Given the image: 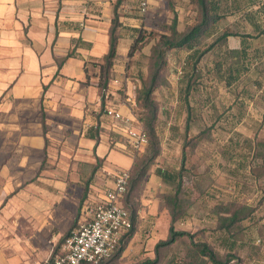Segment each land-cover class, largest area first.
Instances as JSON below:
<instances>
[{
  "label": "crops",
  "instance_id": "crops-1",
  "mask_svg": "<svg viewBox=\"0 0 264 264\" xmlns=\"http://www.w3.org/2000/svg\"><path fill=\"white\" fill-rule=\"evenodd\" d=\"M115 2L0 0V223L3 214L18 216L22 228L35 226L43 243L59 244L56 252L87 218L86 207L114 186L116 171H132L146 150H133L122 122L107 113L119 109L145 128L127 73L141 0H123L118 9L122 27L105 99L99 85ZM243 23L240 33L255 30L252 21ZM237 38L241 47L243 37ZM153 173L128 196L136 225L106 264H173L180 255L179 239L159 246L170 238L162 198L172 190L161 188Z\"/></svg>",
  "mask_w": 264,
  "mask_h": 264
},
{
  "label": "rangeland",
  "instance_id": "rangeland-1",
  "mask_svg": "<svg viewBox=\"0 0 264 264\" xmlns=\"http://www.w3.org/2000/svg\"><path fill=\"white\" fill-rule=\"evenodd\" d=\"M147 1V10L141 12L143 38L141 43L131 46L137 49L127 62L128 76L135 85L132 93L137 96L151 82L156 61L154 49L162 47L164 37L173 36L175 14L181 32L190 30L200 15L196 0ZM236 1L248 10L249 4L264 0ZM232 8L233 13L220 21L219 33L200 37L201 49L215 43L225 31L247 29L233 0ZM228 41L227 45L218 44L222 50L216 45L206 51L193 75V61L189 58L193 52L188 48L165 51L167 63L161 72L160 86L153 94L163 137L162 152L147 177L155 174L157 166L171 174L180 170L187 113L182 88L190 78L203 82L202 90L194 93L198 116L192 122L183 181L185 195L194 203L177 221V227L194 233L197 242H210L223 256L228 252L234 254L241 264H264V172L262 161L254 154L256 142L264 141V34L251 41L252 50L240 63L228 53V48L238 45L239 39L231 36ZM234 64L240 71H236L234 82L228 84L225 77ZM217 65L221 66L223 77L217 76ZM143 114L146 113L141 110V117ZM200 132L204 133L202 137L194 138ZM162 180L161 188L174 189L170 182ZM245 205L254 208L251 218L234 224L230 228L232 233L221 227L217 214L221 206L234 210ZM1 221L0 264H45L60 247L49 240L43 243L35 226L22 228L18 216L3 214ZM227 236H234L233 245L227 244ZM189 240L187 236L181 237L176 245L182 258L191 248Z\"/></svg>",
  "mask_w": 264,
  "mask_h": 264
},
{
  "label": "trees",
  "instance_id": "trees-1",
  "mask_svg": "<svg viewBox=\"0 0 264 264\" xmlns=\"http://www.w3.org/2000/svg\"><path fill=\"white\" fill-rule=\"evenodd\" d=\"M225 0H196L199 5L200 15L198 18L197 23L190 27V30L186 32H181L178 30V18L177 14L173 18L172 22V34L173 36L164 37L162 41L161 48H155V64H154V73L151 78V82L145 89L140 92L139 96H137V105L141 108L142 112L146 113L143 114L141 117L142 122L144 123L145 130L148 136V144L146 146V151L143 155L137 156V160L131 172V177L129 180L128 191L123 198V204L128 209L131 220H132V227L122 236V239L115 251H113L108 258H106L102 264H106V262L121 248L122 244L125 243L126 239H128L136 225L135 220V209L133 207L128 206V196L132 195L135 191H137L138 187L143 184V182L147 179V176L150 173V169L152 164L160 157L162 152V133L159 131L158 126V106L153 99V94L160 86L159 80L161 76V72L163 67L166 65V60L164 58L165 51L168 49H183L188 48L190 52H193L189 56L190 61H193V69L192 75L194 71H196V65L200 61L203 55H205L206 51L213 49L216 45L219 46L218 48L222 50V45H218L220 43H224L227 45L229 42L228 39L231 36L243 37V42L241 47H230L228 48V53L238 61V63L242 62L244 57L250 53L251 50V41L258 37L259 35L264 34V1L262 2H255V4H249L248 10H243L241 3L233 0L234 4L237 7L238 12L240 13V17H243V20L252 21L255 25V30L248 32V33H240L238 31L236 33L225 31L219 38L208 47L200 48L198 46V40L201 36H212L219 33V23L220 21L225 18L228 14L233 13L232 8V0H226L227 2H223ZM229 1V2H228ZM123 0H116L114 6V17H113V26L111 29V46L109 53L105 56L103 62H98L100 67L99 71V85L102 89V97L103 99L106 98L107 93L110 89V81L112 79V68L115 63V57L117 53V44L120 38L119 30L122 27L120 22V15L118 12L119 7H121ZM255 5H259L257 8ZM172 8V5H171ZM244 12L241 15V12ZM236 13V11L234 12ZM137 37L135 38L136 44L141 43V29L137 30ZM136 47L131 49L129 52V56H133L136 52ZM235 65V64H234ZM214 69L217 76H222L221 66L217 65ZM211 70V69H209ZM236 71H240L239 68H236V65L230 67L229 75L225 77L228 81V84H232L234 80L237 78ZM241 74V73H240ZM202 83L203 82H195L192 78L186 80L185 85L182 88V99L183 103L186 106V122H185V129L182 135L183 138V154H182V162L181 168L176 173H169L164 171L161 168H158L156 173L166 181L170 182L174 189L169 194H165L163 196V205L169 211V215L171 217V226H170V238L159 244L160 245H169L177 241L181 237H189V241L191 243V248L189 249L188 254L185 258H182L180 255H175L173 257V264H206L207 260L211 261L213 264H231L235 262L236 264H241L240 260L236 259L234 254L228 252L226 256L220 254V252L214 247L210 245V242L202 241L197 242L195 241L194 233L183 230H176L174 223L180 221L184 215L187 213L188 209L194 202L192 199L186 197L183 187V181L185 179V165L187 161V151L186 148L190 145L192 138H190V132L192 129V122L194 118L198 116V113L195 115V111L197 109L194 108V99H196V95H194L195 91L202 90ZM201 85V86H200ZM203 132H200L194 138L202 137ZM131 147V146H130ZM132 148V147H131ZM133 149V148H132ZM134 150V149H133ZM255 156L262 161V167L264 172V141H257L254 148ZM264 197V196H263ZM254 208L245 205L237 209H230V208H223L222 206L218 209L217 214L219 217V223L221 227H224L227 232H231L230 228L234 224H239L254 214ZM228 213V214H227ZM76 225V224H75ZM75 225L71 228V230L75 227ZM71 230L66 234L67 235L71 232ZM239 231V230H238ZM227 244L233 245L235 242L234 236H227ZM179 251L177 250V253ZM233 252V251H232ZM176 253V252H174ZM54 255V254H53ZM52 255V256H53Z\"/></svg>",
  "mask_w": 264,
  "mask_h": 264
},
{
  "label": "built area",
  "instance_id": "built-area-1",
  "mask_svg": "<svg viewBox=\"0 0 264 264\" xmlns=\"http://www.w3.org/2000/svg\"><path fill=\"white\" fill-rule=\"evenodd\" d=\"M147 8L148 1L143 0L141 12ZM107 113L122 122L121 130L134 150L147 146L145 128L134 126L119 109L109 108ZM130 177V170L116 171L114 186L106 190L103 199L86 207L87 218L75 225L60 250L45 264H102L117 249L122 236L132 227L129 211L123 204Z\"/></svg>",
  "mask_w": 264,
  "mask_h": 264
}]
</instances>
